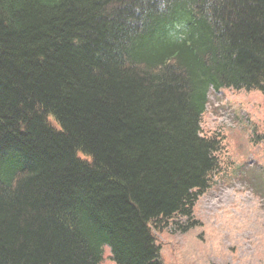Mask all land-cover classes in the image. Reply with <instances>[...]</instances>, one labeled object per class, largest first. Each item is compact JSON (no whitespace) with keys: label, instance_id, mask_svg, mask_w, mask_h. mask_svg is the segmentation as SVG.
<instances>
[{"label":"trees","instance_id":"16d2710c","mask_svg":"<svg viewBox=\"0 0 264 264\" xmlns=\"http://www.w3.org/2000/svg\"><path fill=\"white\" fill-rule=\"evenodd\" d=\"M224 89L264 92V0H0V264H163Z\"/></svg>","mask_w":264,"mask_h":264},{"label":"rangeland","instance_id":"374dc122","mask_svg":"<svg viewBox=\"0 0 264 264\" xmlns=\"http://www.w3.org/2000/svg\"><path fill=\"white\" fill-rule=\"evenodd\" d=\"M201 131L222 140L219 170L193 208V228L153 232L160 261L264 264V92L211 91ZM100 264H115L107 246Z\"/></svg>","mask_w":264,"mask_h":264}]
</instances>
